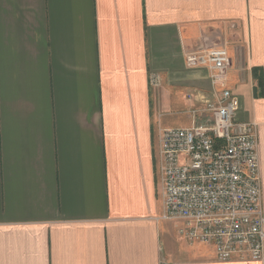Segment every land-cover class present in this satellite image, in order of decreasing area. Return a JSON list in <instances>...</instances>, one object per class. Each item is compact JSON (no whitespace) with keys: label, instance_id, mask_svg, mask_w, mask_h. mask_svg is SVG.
Returning a JSON list of instances; mask_svg holds the SVG:
<instances>
[{"label":"crops","instance_id":"crops-1","mask_svg":"<svg viewBox=\"0 0 264 264\" xmlns=\"http://www.w3.org/2000/svg\"><path fill=\"white\" fill-rule=\"evenodd\" d=\"M220 46L264 216V0H0V264H264L162 218L160 130L209 122L185 56Z\"/></svg>","mask_w":264,"mask_h":264},{"label":"built area","instance_id":"built-area-1","mask_svg":"<svg viewBox=\"0 0 264 264\" xmlns=\"http://www.w3.org/2000/svg\"><path fill=\"white\" fill-rule=\"evenodd\" d=\"M185 63L207 69L221 97L205 103L209 122L160 130L162 218L179 221L178 232L188 242L212 244L219 261L261 260L256 124L237 118L239 99L226 87L230 56L225 46L207 47L186 53Z\"/></svg>","mask_w":264,"mask_h":264}]
</instances>
